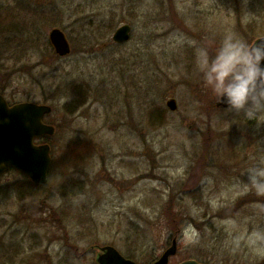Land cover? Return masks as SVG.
I'll return each mask as SVG.
<instances>
[{
	"label": "rangeland",
	"instance_id": "1",
	"mask_svg": "<svg viewBox=\"0 0 264 264\" xmlns=\"http://www.w3.org/2000/svg\"><path fill=\"white\" fill-rule=\"evenodd\" d=\"M228 32L264 37V0H0V93L55 130L46 184L0 175V264H97L103 246L154 264L173 241L168 264H264V195L243 187L264 113L216 106L198 70Z\"/></svg>",
	"mask_w": 264,
	"mask_h": 264
},
{
	"label": "water",
	"instance_id": "2",
	"mask_svg": "<svg viewBox=\"0 0 264 264\" xmlns=\"http://www.w3.org/2000/svg\"><path fill=\"white\" fill-rule=\"evenodd\" d=\"M130 27H119L113 40L122 43L129 39ZM264 39L261 37L257 40ZM49 40L59 56L69 52V45L64 34L53 29ZM256 40V41H257ZM216 106L225 108L219 102ZM170 111L176 109V102H167ZM51 112L47 105L32 102H22L8 107L5 99L0 95V175L9 169H15L25 174L34 184L47 183V175L51 165L50 146L47 143L36 144L35 141L44 136H52L54 127L43 123V117ZM176 253V243L172 242L154 264H168L170 257ZM97 264H139L125 258L112 246L98 249ZM179 264H201L195 260H186Z\"/></svg>",
	"mask_w": 264,
	"mask_h": 264
},
{
	"label": "clouds",
	"instance_id": "3",
	"mask_svg": "<svg viewBox=\"0 0 264 264\" xmlns=\"http://www.w3.org/2000/svg\"><path fill=\"white\" fill-rule=\"evenodd\" d=\"M198 70L204 87L226 111H243L249 119L264 113V39L249 43L228 32L214 56L207 48L200 50ZM243 187L255 188L257 194L264 195V158L248 167Z\"/></svg>",
	"mask_w": 264,
	"mask_h": 264
},
{
	"label": "trees",
	"instance_id": "4",
	"mask_svg": "<svg viewBox=\"0 0 264 264\" xmlns=\"http://www.w3.org/2000/svg\"><path fill=\"white\" fill-rule=\"evenodd\" d=\"M32 14V13H31ZM33 15H36V14H33ZM156 114H153L154 116H155V119L156 118H158V119H160V120H162V118H163V113H162V111H157V112H155ZM44 142H46L45 140H44ZM15 172V171H14ZM27 187H28V189L29 188H33V187H36V188H40V186H37V185H35V184H33L32 182H28V184L26 185ZM39 191V190H38ZM125 256V255H124ZM126 258H128V259H131L132 260V258L131 257H129V256H125ZM195 260L196 261H198L199 263H201V264H209L208 262H202V261H199L198 259H196L195 258Z\"/></svg>",
	"mask_w": 264,
	"mask_h": 264
},
{
	"label": "flooded vegetation",
	"instance_id": "5",
	"mask_svg": "<svg viewBox=\"0 0 264 264\" xmlns=\"http://www.w3.org/2000/svg\"><path fill=\"white\" fill-rule=\"evenodd\" d=\"M130 31H131V30H130ZM129 38H130V37H129ZM0 95L5 99V101H6L7 105H8V107H12L13 105L17 104V103H10V101H9L8 99H6L5 96H4L2 93H0Z\"/></svg>",
	"mask_w": 264,
	"mask_h": 264
}]
</instances>
